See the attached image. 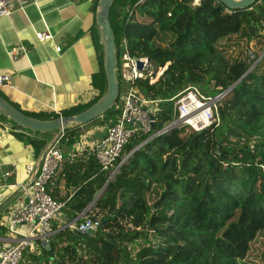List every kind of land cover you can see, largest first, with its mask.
<instances>
[{
  "label": "trees",
  "instance_id": "16d2710c",
  "mask_svg": "<svg viewBox=\"0 0 264 264\" xmlns=\"http://www.w3.org/2000/svg\"><path fill=\"white\" fill-rule=\"evenodd\" d=\"M138 2L115 0L110 21L119 58L126 38L131 54L149 58L154 75L166 64L156 81L146 77L136 82L143 96L158 101L154 131L173 118L175 97L188 86L215 96L237 83L217 103L218 121L211 126L194 130L181 125L149 140V134L131 138L117 164L128 156L95 201L109 171L88 147L73 157L65 154L48 185L51 195L65 202L62 223L94 201L85 215L99 225L91 232L58 229L49 239L50 250L41 246L46 264H257L253 245L264 237V55L258 58L264 46V0L244 9L228 8L219 0ZM138 15L150 30L139 24ZM99 63L93 77H100L101 84L91 82L99 94L64 108V115L98 99L104 88L101 55ZM117 75L121 94L119 70ZM119 102L120 97L108 113L65 131L58 146L77 143L81 128L91 123H115ZM14 105L28 115H57ZM12 130L31 145L35 159L55 132ZM61 179L66 194L59 196ZM62 223L55 220V228ZM37 261V250L27 248L22 264Z\"/></svg>",
  "mask_w": 264,
  "mask_h": 264
},
{
  "label": "crops",
  "instance_id": "0c3cea01",
  "mask_svg": "<svg viewBox=\"0 0 264 264\" xmlns=\"http://www.w3.org/2000/svg\"><path fill=\"white\" fill-rule=\"evenodd\" d=\"M21 3L22 7L14 5L11 15L0 17V73H8L11 81L0 88L6 99L24 110L49 113L93 99L99 89L91 82L100 71L99 47L93 33L95 0ZM45 30L51 38L41 41L37 33ZM57 46H61L59 51ZM14 47H23L19 57L11 53ZM105 127L98 123L82 127L81 137L68 152H80L93 144L104 136ZM34 161L31 145L16 139L12 128L0 120V195L11 190V202H0V217L24 199L22 186L30 176L27 166ZM58 189L59 196L66 194L64 179ZM100 194L97 192L98 197ZM0 226L2 247L9 243L11 234L1 222ZM41 246L39 242L30 251L37 250V262L45 264Z\"/></svg>",
  "mask_w": 264,
  "mask_h": 264
},
{
  "label": "built area",
  "instance_id": "2783aa9c",
  "mask_svg": "<svg viewBox=\"0 0 264 264\" xmlns=\"http://www.w3.org/2000/svg\"><path fill=\"white\" fill-rule=\"evenodd\" d=\"M142 1L144 0H139L138 3ZM200 1L202 0H193V4H198ZM15 4L22 7L21 0H0V17L11 15ZM133 8L129 9V13H132ZM37 37L43 41L50 39L51 34L46 30L39 31ZM122 44L123 48L118 68L122 80V91L118 104L120 114L115 123L106 125L105 134L102 138L88 145V148L94 152L102 169L109 171L107 183L114 177L122 161L128 156L125 155L121 162L117 164L116 161L120 157L124 145L136 134H149L146 139L149 140L181 125H188L194 130L209 127L218 121V117L215 114L217 103L229 96L232 90V86H229L215 96H207L201 92L198 86H188L176 95L173 118L170 122L162 129L154 131L152 114L157 110L158 101H153L143 96L136 84L139 78L150 77V82L155 81L152 77L153 68L151 62L146 56L131 54L126 38L123 39ZM56 49L59 51L61 46H57ZM22 50L23 47H14L11 49V53L14 57H19ZM251 57H254V55H251ZM138 60L144 64L142 69L137 66ZM163 70L162 68L159 70L158 76ZM158 76L156 79H158ZM9 84H11L10 75L8 73H0V88ZM55 111L57 115H63L61 110L55 108ZM76 152L68 154L73 157ZM65 158V154L58 146V142H56L43 156L33 181H27L26 185L22 186L24 199L11 207V210L7 211L8 213L0 217L1 224L11 234L9 243L0 247V264H22L23 253L27 248L34 249L43 239L49 242L51 236L58 229L70 227L71 229L84 232L93 231L98 227V219L85 215V211L93 202L85 211L78 215V217L83 218L81 222L77 221V217L68 223H63V226L55 228L54 222L60 216L65 202L55 199L51 195L50 190H48V185L52 182L55 172ZM33 169L34 164L27 166L29 175Z\"/></svg>",
  "mask_w": 264,
  "mask_h": 264
},
{
  "label": "water",
  "instance_id": "95a60500",
  "mask_svg": "<svg viewBox=\"0 0 264 264\" xmlns=\"http://www.w3.org/2000/svg\"><path fill=\"white\" fill-rule=\"evenodd\" d=\"M115 0H97L94 12V27L93 33L96 44L99 47V54L102 58L103 74H104V88L98 99L84 108L83 110L70 115H56V116H33L28 115L18 109L10 100L6 99L0 93V120L9 128H16L19 131L29 130L32 135L36 133H48L55 131L52 138L46 143L40 154L38 155L34 164V169L29 176L28 181L32 182L35 178L43 156L48 149L59 141L62 134L70 129L83 126L84 124L103 116L114 108L118 98L120 97V84L117 75L119 68V48L115 42L114 30L110 21V10ZM228 8L244 9L250 7L258 0H219ZM137 66L142 69L144 64L137 61ZM237 83V82H236ZM234 83L232 88L236 85ZM138 145L136 148H138ZM119 186V182L115 180ZM26 185V184H25ZM107 182L98 191L104 190ZM11 190L0 195V202L2 200H11L8 198ZM98 198L97 194L95 199ZM94 199V200H95ZM7 202V203H8ZM11 202V201H10ZM87 232H91L88 230ZM41 244L46 250H50L49 242L45 239L41 240ZM54 253L50 252V258H53ZM60 263V261H59Z\"/></svg>",
  "mask_w": 264,
  "mask_h": 264
},
{
  "label": "rangeland",
  "instance_id": "374dc122",
  "mask_svg": "<svg viewBox=\"0 0 264 264\" xmlns=\"http://www.w3.org/2000/svg\"><path fill=\"white\" fill-rule=\"evenodd\" d=\"M135 19L136 20H139L138 22H139V24L141 25V23H143V24H145L146 26H147V29H151V26H149V25H147L146 24V22H144L141 18H140V16L138 15V19H137V16L135 17ZM148 32V31H147ZM254 46V45H253ZM256 48V47H255ZM258 51V50H257ZM264 55V46H262L261 47V49H260V55L258 56V58H261L262 56ZM166 67V64L164 65V66H161V67H159L160 69L162 68V69H164ZM158 68V71L156 72V74L154 75L153 74V72H152V77H153V79L156 81L157 79H156V77L158 76V72H159V69ZM150 78V77H149ZM158 78H159V76H158ZM95 81H96V83L97 84H101V78L100 77H97V76H95ZM200 89V88H199ZM36 113V112H35ZM52 113H54V112H52ZM44 115V114H42V113H37V115ZM170 122V120H168L167 121V123L166 124H168ZM110 124V123H109ZM102 138V137H101ZM16 139H18L17 137H16ZM19 140V139H18ZM19 141H21V142H24L25 143V141H22V140H19ZM96 142V141H95ZM94 142V143H95ZM70 146H72L71 144H61V150H62V152L64 153V154H68V153H70V152H68L69 151V148H70ZM212 146V144L210 145V147ZM96 157V156H95ZM35 162H36V159H35V161L33 162L34 164H35ZM88 208V207H87ZM62 216V214H60V216H59V218ZM63 218V217H62ZM62 218L61 219H59V223L62 221ZM64 220H66V219H64ZM69 221H67L66 223H68ZM63 224V223H62ZM60 225V226H63V225ZM264 249V237H260L259 238V240L253 245V251H252V253H253V255L251 256L256 262H257V264H263V261H264V256H261L260 255V253H261V251ZM31 250V249H30ZM33 250V249H32ZM39 252H41V250L39 251ZM38 257V256H37ZM46 256H44V263L46 264ZM36 264H39V262H37ZM42 264V263H41Z\"/></svg>",
  "mask_w": 264,
  "mask_h": 264
}]
</instances>
